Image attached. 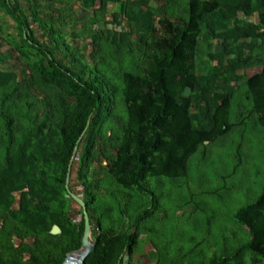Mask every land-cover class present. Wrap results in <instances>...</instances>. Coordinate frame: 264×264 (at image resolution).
Instances as JSON below:
<instances>
[{
  "label": "trees",
  "instance_id": "obj_1",
  "mask_svg": "<svg viewBox=\"0 0 264 264\" xmlns=\"http://www.w3.org/2000/svg\"><path fill=\"white\" fill-rule=\"evenodd\" d=\"M24 1L23 9L18 2L13 7L10 0H0L34 58L28 60L29 54L20 51L30 68L29 78L20 83L15 73L0 71V87L12 88L3 99L22 101L25 109L14 116L1 114L8 138L0 169V210L18 232L32 236L35 247L44 249L30 251L27 261L21 253L13 260L1 257L0 264H62L68 253L81 247L83 218L78 225L72 222L68 214L74 202L65 188L73 156L71 172L76 170L95 242L84 264H123L134 252L138 219L121 234L102 226L100 218L90 213L95 194L87 180L89 166L99 154L108 179L118 188L151 196L143 186L145 180L186 178L188 157L233 127L231 99L240 85L249 115L264 133V0H180L184 11L177 22L171 20L169 4L178 0H159L166 3L159 8L151 7L149 0H75L83 9L94 8L89 25L102 27L99 37L89 34L93 45L102 36L117 54L115 47L135 36L141 63H130L117 80L79 60L60 37L68 52L64 55L55 40L54 17L47 24L36 3ZM109 4L117 6L112 24L124 19L125 30L103 29L111 24L105 19ZM30 20L49 46L35 38ZM208 42L216 43L209 57L218 65L196 67L194 58ZM253 68L260 70L249 77L239 74ZM19 88L23 91L18 94ZM185 88L189 97H183ZM38 91L45 94L40 105L34 101ZM15 121L23 123L16 122L17 138ZM99 137L114 138L112 152L98 149ZM69 191L73 192L71 187ZM17 192L18 207L12 208ZM231 220L246 228L249 238L224 248L209 264H245L247 257L248 264L264 263V186ZM53 227L58 229L56 235L50 234Z\"/></svg>",
  "mask_w": 264,
  "mask_h": 264
},
{
  "label": "rangeland",
  "instance_id": "obj_2",
  "mask_svg": "<svg viewBox=\"0 0 264 264\" xmlns=\"http://www.w3.org/2000/svg\"><path fill=\"white\" fill-rule=\"evenodd\" d=\"M10 1L13 7H17V0ZM70 1H32L33 4L36 3L34 5L37 6L42 21L48 24L49 18L54 17L53 27L57 28L59 34L55 35V40L61 47L63 39L79 60L106 72L112 80H117L119 72L123 68L127 69L130 63H141L134 35L130 37L132 40L129 38V43H121L115 47L117 54L111 43L103 41L102 36L93 45L89 34H97L99 37L102 27L97 29L89 25L90 14H84L79 5L73 7ZM18 3L21 8H26L24 0H19ZM183 4L180 0L169 4V9L174 14L171 18L173 22L178 21L177 16L183 15ZM165 5L164 1L150 0L153 8ZM27 15L30 17V14ZM239 17L248 20L243 16ZM29 24L35 38L49 46L47 37L38 29L37 24L31 20ZM103 29L117 32L125 30L126 22L119 19L116 25H107ZM215 44L208 42L201 45L194 58L196 67L218 65L210 62L209 57L215 51ZM20 51L29 54L28 60L34 59L29 53L30 49L20 40L16 24L0 4V71L15 73L17 83L25 76L29 78L30 73L29 61L22 57ZM63 53L66 55L68 52L63 48ZM56 55L59 57L57 53ZM259 70L260 68H253L239 74L249 77ZM11 90L8 86L0 87V169L8 138L1 114L6 112L14 116L25 110L22 109V101L10 103L3 99ZM19 90L18 94L23 91L22 88ZM44 98L45 94L38 91V97L34 101L39 104ZM27 100L31 101L32 98ZM16 122L17 138L18 126L23 123L17 122L18 125ZM230 123L233 127L225 135L199 146L188 157L186 178L145 180L143 186L153 193L152 196L147 192L139 194L136 190L125 191L118 188L108 179L104 170L106 162L102 156L98 154L94 157L87 173V180L92 184L95 194L90 213L99 217L102 226L112 229L115 234L126 232L130 224L138 219L139 235L133 245L134 252L130 258H124L123 264H209V260L224 248L230 249L248 240V230L235 224L231 215L240 206L253 202L264 186V133L256 125L254 116L249 115V104L241 85L235 89L231 99ZM98 139V149L112 152L114 138ZM75 171L71 172V182L68 185L72 193L78 194L82 199V188L76 183ZM13 198L12 208H17L19 193H14ZM68 215L75 225L81 222V208L77 204H71ZM3 216L4 213L0 210V258L13 260L21 253L23 261H27L30 251H43L44 248L35 247L32 236L18 232L16 225ZM57 233L58 231H50L52 235ZM244 263H249L248 257Z\"/></svg>",
  "mask_w": 264,
  "mask_h": 264
},
{
  "label": "water",
  "instance_id": "obj_3",
  "mask_svg": "<svg viewBox=\"0 0 264 264\" xmlns=\"http://www.w3.org/2000/svg\"><path fill=\"white\" fill-rule=\"evenodd\" d=\"M189 95H190V90L188 88H185L183 92V97H189ZM76 150L77 149L75 148L74 155L76 153ZM73 160H74V156L71 158L68 166V171L65 179V188L68 191V194L70 198L73 200V202L81 208L84 228L81 237V247L76 251L68 253L62 264H84L86 257L88 256L89 253H91L94 250V245H95V242L92 238V225L90 224L89 221V216L86 210V206L83 200L79 196L69 191L68 184H69L71 165ZM52 231H58L57 227H53Z\"/></svg>",
  "mask_w": 264,
  "mask_h": 264
},
{
  "label": "crops",
  "instance_id": "obj_4",
  "mask_svg": "<svg viewBox=\"0 0 264 264\" xmlns=\"http://www.w3.org/2000/svg\"><path fill=\"white\" fill-rule=\"evenodd\" d=\"M150 1V0H149ZM11 2V1H10ZM71 3H72V6L74 7V6H76V5H79L80 7H81V3H79V2H77V1H75V0H71ZM77 7V6H76ZM98 7V1H97V3H96V6H95V8H97ZM82 8V7H81ZM116 9H117V6L115 5V4H109L108 5V9H107V15H106V17H105V19H106V21H109V22H111V20H112V13H114L115 11H116ZM82 10H83V12H84V14H90V16H92V14H93V10H94V8H87V9H83L82 8ZM108 16H110V18H108ZM114 25H116V23H113ZM112 25V22H111V24L109 25V26H111ZM120 31H122V30H120ZM120 31H118V32H120Z\"/></svg>",
  "mask_w": 264,
  "mask_h": 264
},
{
  "label": "bare ground",
  "instance_id": "obj_5",
  "mask_svg": "<svg viewBox=\"0 0 264 264\" xmlns=\"http://www.w3.org/2000/svg\"><path fill=\"white\" fill-rule=\"evenodd\" d=\"M85 248H87V247H85ZM84 250H86V249H84Z\"/></svg>",
  "mask_w": 264,
  "mask_h": 264
}]
</instances>
